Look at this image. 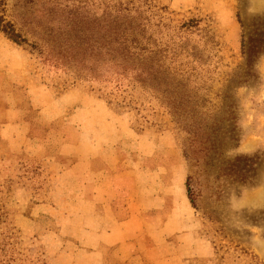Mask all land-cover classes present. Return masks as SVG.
I'll return each mask as SVG.
<instances>
[{"label":"rangeland","instance_id":"rangeland-1","mask_svg":"<svg viewBox=\"0 0 264 264\" xmlns=\"http://www.w3.org/2000/svg\"><path fill=\"white\" fill-rule=\"evenodd\" d=\"M5 15L27 44L0 34V105L32 123L29 91L102 100L123 115L140 204L186 205L168 242L149 238V264H264V52L249 69L241 47L264 33V0H6ZM64 123L35 133L59 143ZM47 189L37 159L0 152V264H53L56 227L33 214Z\"/></svg>","mask_w":264,"mask_h":264},{"label":"crops","instance_id":"crops-1","mask_svg":"<svg viewBox=\"0 0 264 264\" xmlns=\"http://www.w3.org/2000/svg\"><path fill=\"white\" fill-rule=\"evenodd\" d=\"M29 92L38 122L28 123L16 108L18 101L7 99L0 105V152L25 154L44 168L48 189L36 199L33 214L49 216L56 227L43 235L57 253L53 264H64L67 251L75 252L73 264H149V238L168 242L180 231L181 215H190L186 205L184 211L170 212L159 203L140 204L135 165L119 146L130 141L115 124L123 115L77 92L44 101ZM62 116L66 123L59 143L35 133ZM155 210H162L161 216H150Z\"/></svg>","mask_w":264,"mask_h":264},{"label":"trees","instance_id":"trees-1","mask_svg":"<svg viewBox=\"0 0 264 264\" xmlns=\"http://www.w3.org/2000/svg\"><path fill=\"white\" fill-rule=\"evenodd\" d=\"M5 12H6V0H0V34H2V36L6 40H8L9 42H11L16 46H22L24 44H27L26 38L21 33H19L15 29L14 24L6 18ZM129 44L130 45L127 46V48L137 46L138 40L132 37ZM241 47L243 50V54L247 56V67L250 69L252 65L251 63H253L254 61L253 58L264 52V33L257 36V39L255 41H251L248 43H245L244 34H243ZM108 104H111L110 100L108 101ZM185 188L187 191V197L189 199L190 204L194 205L191 197L189 178H187L186 180Z\"/></svg>","mask_w":264,"mask_h":264}]
</instances>
